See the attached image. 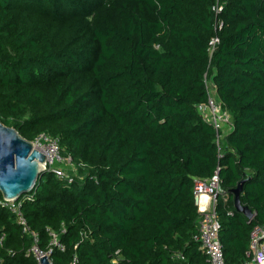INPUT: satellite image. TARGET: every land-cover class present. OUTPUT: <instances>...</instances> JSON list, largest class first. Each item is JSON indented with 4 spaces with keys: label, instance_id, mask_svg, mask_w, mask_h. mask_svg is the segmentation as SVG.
I'll use <instances>...</instances> for the list:
<instances>
[{
    "label": "trees",
    "instance_id": "1",
    "mask_svg": "<svg viewBox=\"0 0 264 264\" xmlns=\"http://www.w3.org/2000/svg\"><path fill=\"white\" fill-rule=\"evenodd\" d=\"M223 2L216 31L215 0H0V122L57 138L81 175L45 172L22 197L37 242L0 206V264H40L34 246L53 264H209L194 187L217 167L225 262L248 260L264 226V0ZM206 74L233 123L221 152L197 109ZM242 181L252 222L234 207Z\"/></svg>",
    "mask_w": 264,
    "mask_h": 264
},
{
    "label": "built area",
    "instance_id": "2",
    "mask_svg": "<svg viewBox=\"0 0 264 264\" xmlns=\"http://www.w3.org/2000/svg\"><path fill=\"white\" fill-rule=\"evenodd\" d=\"M224 6L223 0H215V4L212 7L216 18V31H220L223 27L220 15L223 12ZM219 43L220 39L218 36H214L210 40L208 45L210 57H212ZM204 79L208 90V100L206 103L198 105L197 109L203 120L215 129L216 145L218 151L221 152L223 140L232 132L233 123L230 114L224 109L221 101L218 99L216 88L207 74ZM31 142L33 149L41 152L46 157L44 164L45 172L54 174L57 179L66 182L68 185L75 182L78 167L73 163L71 156H64L62 154L57 138L46 133H41ZM220 170L221 168L217 167L214 175L209 179L196 180L194 187L195 204L200 214L196 241L200 243V249L207 256L209 264H226L220 240L221 224L216 211L219 196L225 195L221 186ZM203 197H206V200H203ZM23 202L24 199L22 198L18 200L3 199L0 202V206L15 215L24 233H30L35 242H37L38 234L30 230L27 220L23 215ZM254 218L255 214L249 221L252 222ZM53 244L64 249L55 236ZM31 251L38 260L43 255H49L51 253L42 254L37 246H34ZM247 256L248 260L243 264H264V226L259 224L254 225L250 235V246ZM78 262L79 259L75 256L71 264H78Z\"/></svg>",
    "mask_w": 264,
    "mask_h": 264
},
{
    "label": "water",
    "instance_id": "3",
    "mask_svg": "<svg viewBox=\"0 0 264 264\" xmlns=\"http://www.w3.org/2000/svg\"><path fill=\"white\" fill-rule=\"evenodd\" d=\"M46 157L33 149L31 141L19 132L0 122V192L3 199L18 200L31 193L41 176L45 173ZM246 181L233 190L234 207L249 220L253 212L241 203V193ZM40 264H53L49 255L39 259Z\"/></svg>",
    "mask_w": 264,
    "mask_h": 264
},
{
    "label": "rangeland",
    "instance_id": "4",
    "mask_svg": "<svg viewBox=\"0 0 264 264\" xmlns=\"http://www.w3.org/2000/svg\"><path fill=\"white\" fill-rule=\"evenodd\" d=\"M81 175H79L78 171L76 172V178H79Z\"/></svg>",
    "mask_w": 264,
    "mask_h": 264
},
{
    "label": "crops",
    "instance_id": "5",
    "mask_svg": "<svg viewBox=\"0 0 264 264\" xmlns=\"http://www.w3.org/2000/svg\"><path fill=\"white\" fill-rule=\"evenodd\" d=\"M203 200H206V197H203Z\"/></svg>",
    "mask_w": 264,
    "mask_h": 264
}]
</instances>
